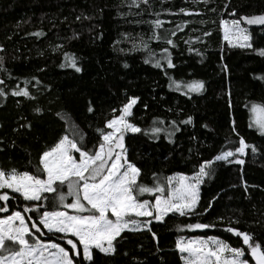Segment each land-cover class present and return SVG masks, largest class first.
Returning <instances> with one entry per match:
<instances>
[{"label": "trees", "instance_id": "1", "mask_svg": "<svg viewBox=\"0 0 264 264\" xmlns=\"http://www.w3.org/2000/svg\"><path fill=\"white\" fill-rule=\"evenodd\" d=\"M181 8L200 15L186 16L179 12ZM233 9L236 16L231 14ZM259 12H264V0H149L139 9H130L127 0H0V45L4 47L0 55L6 58L13 77L9 80L0 75V79H5L9 88L18 83L22 87L23 79L33 76L41 82L30 87L34 100L11 95L0 99V166L35 172L39 155L65 134V120L76 125L85 134L87 147L93 148L99 143L96 129L104 127L112 109L136 96L139 100L132 122L142 129L149 128L155 118L166 121L165 126L172 120L193 118L192 124L179 125L172 142L165 133L158 138L142 132L126 135L127 156L141 168L140 182L151 185L153 173L161 179L173 173L192 174L200 162L213 159L228 141L238 145V137L232 132L234 120L239 134L259 151L254 155L249 150L243 165L216 163L213 178L201 186L200 215L169 214L165 223L154 222L157 239L147 231L124 233L115 255L97 251L95 264H183L175 248L178 236H214L234 247L243 246L240 238L225 230L229 226L264 241V136L249 127L251 103H264V80L256 78L264 75V57L252 49L230 47L222 38L219 23L224 18ZM81 13L91 19L77 21ZM155 13H160L168 30L188 21L173 38L177 47L170 50L176 67L167 75L144 63L146 53L130 51L132 42L125 38L143 35L147 39L151 29L138 21L155 19ZM248 28L254 48H264V26ZM36 31H43L45 36L30 35ZM205 32L211 35L204 36ZM73 33L76 37L68 39ZM56 44L63 45V50L53 52ZM166 46L151 42L157 53ZM189 47L202 55L189 52ZM63 51L79 58L81 72L60 67ZM170 76L182 81L202 80L204 90L191 97L183 95L169 87ZM89 107L94 112L90 113ZM36 108L42 111L37 113ZM63 191L67 192L66 186ZM48 196L44 202L47 210H64L52 194ZM143 198L153 199L147 194ZM210 202L212 207L205 213ZM20 207L15 199L11 201V210ZM230 219L239 224L230 225ZM197 220L215 226L178 230V226ZM52 239L65 246L58 237ZM246 257L252 260L248 253Z\"/></svg>", "mask_w": 264, "mask_h": 264}, {"label": "snow or ice", "instance_id": "2", "mask_svg": "<svg viewBox=\"0 0 264 264\" xmlns=\"http://www.w3.org/2000/svg\"><path fill=\"white\" fill-rule=\"evenodd\" d=\"M127 3L130 9H139L142 4L148 5L149 0H127ZM179 12L186 16L200 15L185 8L179 9ZM231 14L236 16L237 10L233 9ZM154 15L156 18L150 21H138L149 25L151 35L147 39L143 35L138 39L127 35L125 38L132 42L130 51L146 53L144 63L162 69L167 75L169 69L176 67L170 50L177 47L173 38L178 31H183L188 21L168 30L164 28L166 22L159 18L160 13ZM82 19L90 20L91 17L83 13L76 17L77 21ZM219 23L223 39L230 47L252 49L264 57V48H254L253 36L244 26H264V12L240 15L238 19H221ZM30 35L39 38L44 37L45 33L36 31ZM76 35L73 33L68 39ZM210 35L209 32L204 33V36ZM153 40L167 46L157 53L151 48ZM63 48V45L56 44L52 46V51L58 53ZM3 51L4 47L0 45V52ZM188 51L202 55L192 47ZM60 67L71 68L77 73L82 71L79 58L67 51H63ZM0 75L13 79L6 67V58L2 55ZM256 78L264 80V75ZM40 83L33 76L31 79L24 78L22 87L18 83L9 88L6 80L0 79V99H7L11 95L34 100L30 87L34 88ZM169 87L191 97L192 93L203 92L205 84L202 80L182 81L170 76ZM138 100V97L130 96L119 109H112L111 118L105 120L104 127L96 129L99 143L91 149L85 143V134L65 120V134L39 155L35 172L0 166V202H4L0 205V264H95L97 251L105 256L115 255L124 233L147 231L152 233L153 239H157L152 229L154 222L165 223L169 214L179 217L200 215L201 186L213 178L217 162L243 165V157L249 150L254 155L259 151L256 145L249 144L239 134L233 120L232 132L238 137V145L228 141L213 159L200 162L191 175L177 173L161 179L153 173L151 185L142 183L141 168L127 156L126 135L142 132L151 138H158L161 133H165L169 142H172L171 138L180 130L179 125L192 124L193 118L188 116L179 122L172 120L167 122V126L166 121L155 118L149 128L142 129L132 122L133 109ZM34 111L40 113L42 110L36 108ZM88 111L91 113L94 109L89 107ZM250 112L253 118L249 127H255L264 136V103L252 102ZM27 127L30 129L31 124ZM74 154H78V157ZM65 186L67 192L63 191ZM48 194H52L64 210H47L44 202L49 200ZM145 194L153 199H144ZM69 198L70 203L67 202ZM13 199L17 205H22L19 210H11ZM211 207L212 202L204 212L207 213ZM220 219L223 220V217ZM233 223L239 224V221L230 219L229 224ZM214 226L197 220L196 223L178 226V230H203ZM225 230L240 238L243 246L234 247L228 241L214 236H178L175 248L183 264H249L246 251L255 264H264V241L257 240L254 234L241 231L238 227L229 226ZM53 236L65 241V246L53 240ZM136 264L142 262L136 261Z\"/></svg>", "mask_w": 264, "mask_h": 264}, {"label": "rangeland", "instance_id": "3", "mask_svg": "<svg viewBox=\"0 0 264 264\" xmlns=\"http://www.w3.org/2000/svg\"><path fill=\"white\" fill-rule=\"evenodd\" d=\"M225 20H231V19H234V18H224ZM245 27H247L248 28V26H251V25H248V26H246V25H244ZM249 29V28H248ZM222 38H223V31H222ZM225 41V40H224ZM226 43H227V41H225ZM228 44V43H227ZM252 118H253V116H252V113H251V115H250V122L252 121ZM250 122H249V124H250ZM252 128H254V129H256L255 127H252ZM257 130V129H256ZM75 155V154H74ZM174 174H177V173H173L172 175H174ZM171 175V176H172ZM185 175H191V174H185ZM68 203H70L71 202V200L70 201H67ZM46 231V230H45ZM186 238H194V237H186ZM203 238H207V237H203ZM62 246H63V244H61ZM246 255H247V253H246ZM247 258V257H246ZM248 259V258H247ZM249 260V259H248ZM249 264H255V261H253V260H249Z\"/></svg>", "mask_w": 264, "mask_h": 264}]
</instances>
